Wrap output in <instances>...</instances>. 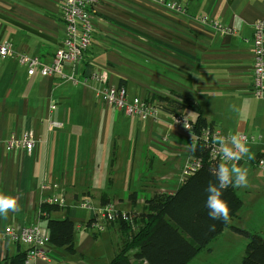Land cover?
<instances>
[{
	"label": "crops",
	"instance_id": "crops-1",
	"mask_svg": "<svg viewBox=\"0 0 264 264\" xmlns=\"http://www.w3.org/2000/svg\"><path fill=\"white\" fill-rule=\"evenodd\" d=\"M166 1L184 11L151 0H97L89 8L93 31L84 59L74 70L63 67L75 81L38 71L28 75L15 57L0 58V193L18 197L22 209L0 217V233L5 227L37 225L47 241L38 211L51 196L63 197L65 206L50 216L68 217L78 228L93 215L76 205L82 199L97 209L105 198L118 211L140 215L155 193L170 194L180 186L191 158V133L172 125V114L163 110L155 120H141L102 102L95 95L97 84L81 80V73L91 69L107 85L124 86L129 98L184 95L223 135L253 136L245 144L251 159L239 161L248 169V186L234 188L242 206L230 224L264 236V197L256 198L258 191L264 193V174L254 172L260 170L256 160L264 156V96L252 94L251 53L253 24L264 22V0ZM61 6V0H0V42L50 64L64 38ZM203 16L235 31L220 34L201 22ZM180 115L189 121L195 116L187 110ZM52 121L61 126L51 127ZM25 132L33 137L31 152L7 148L12 136ZM105 230L112 231L111 250L93 248L103 240L101 232L97 237L87 232L94 231L91 227L81 228L86 233L74 234L72 253L46 244V259L33 263L107 264L119 250L122 232L117 222ZM11 243L2 249L9 253ZM246 243L227 227L209 243L208 252L226 255L232 244L241 258Z\"/></svg>",
	"mask_w": 264,
	"mask_h": 264
},
{
	"label": "trees",
	"instance_id": "trees-1",
	"mask_svg": "<svg viewBox=\"0 0 264 264\" xmlns=\"http://www.w3.org/2000/svg\"><path fill=\"white\" fill-rule=\"evenodd\" d=\"M142 99L155 104L159 110L174 115H180V112L184 110L193 112L195 116L190 122L191 131L197 135H200L201 130L206 126L213 127L202 116L199 104L190 97L178 95L175 98L156 96V98ZM154 100L158 103H154ZM197 146L198 150L195 153L190 151V154L191 157L201 160L200 167L185 177L175 192L155 193L145 201L143 211L140 215H135L132 222L117 221L122 232L121 244L117 253L107 264H188L227 227L248 239L240 264H264V236L230 224L242 206V200L234 187H229L223 194V198L229 204L230 221L223 223L209 219L208 209L205 207L207 198L205 188L210 181L216 182L210 169L216 167L219 162L209 158L208 149L200 139L197 140ZM131 199H134V196H131ZM108 203L110 202L107 199H101V206ZM60 208L58 205L46 202L39 206L38 218L45 222L48 238L47 241L45 240L44 247L46 244L52 247H62L68 253H72L76 229L74 222L68 217L56 219L50 216ZM90 220L83 228H89ZM210 224L216 225L214 231L209 230ZM92 232L95 235L100 233ZM41 235L44 236L43 233ZM13 243L16 244V251L9 254L2 249L4 243L0 238V264H34L33 261L37 258L26 263L29 246L20 241ZM21 243L25 244L26 249H20Z\"/></svg>",
	"mask_w": 264,
	"mask_h": 264
},
{
	"label": "built area",
	"instance_id": "built-area-1",
	"mask_svg": "<svg viewBox=\"0 0 264 264\" xmlns=\"http://www.w3.org/2000/svg\"><path fill=\"white\" fill-rule=\"evenodd\" d=\"M96 1L97 0H61L64 38L62 45L54 52L50 64L41 62L36 56H28L16 52L9 42H0V58L15 57L20 64L26 66L28 75H32L35 71H38L42 76L58 75L61 79L75 81V74L71 73L70 75H66L63 72V67L67 65L74 70L84 59V55L91 43L93 31L89 8ZM151 1L163 4L172 10L184 11L181 6L167 2L166 0ZM201 22L210 25L220 34H230L235 31L233 28L224 26L210 19L208 16L201 17ZM251 53L253 58L252 94L256 98H261L264 96V22L261 20L253 24ZM81 78L84 83L89 81L99 83L100 85L95 87V95L100 98L102 102L120 110L124 115H135L141 120H155L157 118L159 109L155 104L146 102L139 96L128 99L124 87L104 85V83H106L105 78L99 72L86 69L81 73ZM51 108L53 109L54 106H51ZM190 122L191 121L185 116L172 114V125L183 127L192 133ZM50 126L60 127L61 124L52 121ZM185 126H187V128ZM193 134L195 135L196 143L197 140L200 139L206 145L209 158L215 162H220L221 154L218 152L214 153L213 151V149L217 147L214 143V137L218 134H223L218 129L209 126L203 128L200 135ZM238 135L243 138L245 144L254 140L253 136H248L246 133H239ZM33 147V137L30 132H25L21 137L12 136L7 142V148L10 150L14 148H23L29 153L32 151ZM200 163L201 160L199 158L191 157L183 166L182 178L184 179L195 172L200 167ZM255 165L264 172V156L258 158ZM45 202L60 207L65 206V201L62 197L51 196ZM80 207L89 209L93 212L89 227L96 232H102L108 224L115 222L117 218L121 217V219L128 220V222H132L134 218V215L128 216L126 214H121L119 216L120 212H118L112 203L99 206V208L95 209L91 201L85 199V201L81 202ZM78 228L80 227L78 226ZM0 238L3 242L9 240L12 242L20 241L27 244L29 250L26 254V263H30V261L35 258L46 259L44 253L46 239L41 235L40 228L37 225L23 226L18 229L6 227L0 233Z\"/></svg>",
	"mask_w": 264,
	"mask_h": 264
},
{
	"label": "clouds",
	"instance_id": "clouds-1",
	"mask_svg": "<svg viewBox=\"0 0 264 264\" xmlns=\"http://www.w3.org/2000/svg\"><path fill=\"white\" fill-rule=\"evenodd\" d=\"M187 128V126H185ZM191 143L187 147L189 151L195 153L198 150L196 138L191 133ZM214 143L217 145L213 149L214 153L221 154V160L216 167L210 169V173L215 177L216 182H209L205 191L207 198L205 207L208 209V217L213 221L228 223L230 221V208L226 199L223 198L224 192L229 187L246 188L248 186V169L239 164L245 156L249 155V149L239 135L229 136L216 135ZM18 197L0 193V217L7 218L9 212L21 211ZM210 231H214L215 224H210Z\"/></svg>",
	"mask_w": 264,
	"mask_h": 264
},
{
	"label": "rangeland",
	"instance_id": "rangeland-1",
	"mask_svg": "<svg viewBox=\"0 0 264 264\" xmlns=\"http://www.w3.org/2000/svg\"><path fill=\"white\" fill-rule=\"evenodd\" d=\"M257 171H254L255 172V174H259L260 172V174H264V172H262L261 170H258V169H256ZM259 171V172H258ZM238 193L240 194V196L241 197H243L244 198V193H242V191L241 190H239L238 191ZM262 197H264V193L260 190V191H258V193H257V195H256V198H262ZM63 198V197H62ZM64 199V198H63ZM246 199H247V197L245 196V201H246ZM87 200H89V201H91L90 199H87ZM64 201H65V199H64ZM82 201H85V199H82V200H80L76 205L77 206H79L80 207V204H81V202ZM245 204H246V207H245V209L248 207V203L247 202H245ZM82 208V207H81ZM89 210V209H88ZM118 212H120L119 213V216L121 215V214H126V215H128V216H135V215H137L136 213H134V212H123V211H118ZM61 213V212H60ZM118 220H120V221H124V222H128V220L126 221V220H124V219H121V217L120 218H117L116 220H115V222H117ZM80 228H82V229H84L83 228V226L80 224V225H78ZM6 228V227H5ZM16 229V228H15ZM244 230H246V228L244 229ZM233 231V230H232ZM246 231H250V230H246ZM90 235H92V231H87ZM111 232L112 231H110V232H108V230H103L101 233H100V237L103 239L102 241H103V244H102V241H100L99 240V243H97V244H95V246H93V248H97V249H102L103 247H105V245H106V247L107 248H110V250H111V242H114V239H113V237H112V234H111ZM234 232V231H233ZM76 233H81V235H83V233H86V232H79L78 231V229L76 228L75 229V232H74V234H76ZM97 235V237H99V234H96ZM237 235H239V236H241V237H244V236H242L241 234H238L237 233ZM264 235V234H263ZM85 237L84 238H82V243H85ZM247 241H248V239H247ZM3 243H5V242H3ZM15 243H11V247H10V250H9V253H13L14 251H15ZM209 246V247H208ZM204 250H202V251H200V253L197 255V257L191 262V264H240V262H241V259H242V256H241V258L238 256L237 257V253H234V251L235 250H232L233 249V246H232V244H229V245H227V249L228 250H226V255H224L222 252H221V250L220 251H218V250H215V251H213L212 253H209L208 252V250L210 251V247L212 246L211 244L210 245H208ZM246 246V245H245ZM25 247V244H20V248H24ZM239 247H240V245L239 244H234V248L235 249H239ZM244 247V246H243ZM244 251V250H243ZM244 253V252H243ZM130 254H132V252L130 253ZM111 259H109L108 260V262L110 261ZM107 262V263H108ZM189 264V263H188Z\"/></svg>",
	"mask_w": 264,
	"mask_h": 264
}]
</instances>
